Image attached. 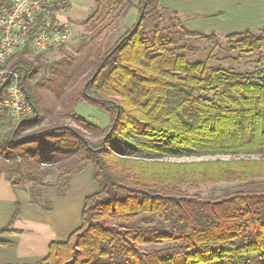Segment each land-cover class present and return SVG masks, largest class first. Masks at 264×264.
I'll use <instances>...</instances> for the list:
<instances>
[{
  "label": "trees",
  "instance_id": "obj_1",
  "mask_svg": "<svg viewBox=\"0 0 264 264\" xmlns=\"http://www.w3.org/2000/svg\"><path fill=\"white\" fill-rule=\"evenodd\" d=\"M94 1L76 56L43 78L60 114L77 126L42 124L29 84L38 66L27 48L0 64L18 74L32 107L0 134V176L43 210L51 209L43 194L63 195L87 165L98 186L84 200L79 227L51 242L36 264H264V28L224 36L243 56L260 52L254 69L240 72L190 60L186 41L216 35L188 30L160 0ZM134 7L135 23L105 48ZM7 76L0 73V85ZM80 102L109 114V124L78 115ZM7 117L0 105V120ZM206 156L228 158L174 160ZM225 182L244 187L216 197L180 188ZM18 213L16 203L11 221Z\"/></svg>",
  "mask_w": 264,
  "mask_h": 264
},
{
  "label": "crops",
  "instance_id": "obj_2",
  "mask_svg": "<svg viewBox=\"0 0 264 264\" xmlns=\"http://www.w3.org/2000/svg\"><path fill=\"white\" fill-rule=\"evenodd\" d=\"M160 5L176 12L191 31L225 36L264 28V0H160ZM92 172L87 165L73 174L63 195H50V210L31 203L27 192L13 190L0 176V230H8L0 234V264H36L51 242H65L80 225L85 198L98 190ZM16 203L19 213L11 221Z\"/></svg>",
  "mask_w": 264,
  "mask_h": 264
},
{
  "label": "rangeland",
  "instance_id": "obj_3",
  "mask_svg": "<svg viewBox=\"0 0 264 264\" xmlns=\"http://www.w3.org/2000/svg\"><path fill=\"white\" fill-rule=\"evenodd\" d=\"M136 3V0H134ZM67 5L69 9V27L71 29V38L65 44L51 47L46 51L37 52L34 50H28L26 57L30 60H33L38 66L37 72L29 79V84L32 87V93L39 103V112L40 115L45 119L43 125L49 123H65L73 126H77L74 121L70 118L68 119L63 114H60L62 110L59 107V101L55 105V96L51 90L47 89L46 84L44 83L43 78H50L51 67L58 64L62 59H69L74 57L77 54V48L81 40L86 38L89 34V31L86 29L84 21L85 17H88L93 10L95 9L94 0H67ZM138 16V9L132 8L126 15V17L117 22L114 25V28L109 31L107 39L103 41L105 48L109 47L114 39L119 35L123 34L126 30L130 29ZM169 17L172 16L171 13L168 14ZM85 19V20H84ZM160 27L166 26L168 24L167 17L164 22L159 23ZM256 34L260 31L254 32ZM187 44L191 45L193 50L187 53V56L190 60H203L208 59L211 65H222L225 67H232L240 72L252 71L256 66V61L259 58L258 51H255L252 55L243 56L240 51L231 49L228 43V39L224 36H216L215 40H205V39H195L186 41ZM264 54V49L261 50ZM69 88H66L67 92ZM55 105L54 113L49 116L47 112L51 110ZM59 108V109H58ZM74 110L76 113L89 122L96 124L100 128L106 127L110 122V116L106 112L99 110L96 107H93L86 102L78 103ZM14 123L11 122L9 117L0 120V134H3L6 130L10 128ZM88 135V133H87ZM213 158H222L226 159L225 156H206V157H192V158H179L174 159L176 161H191V160H203V159H213ZM50 182H55L56 172L48 177ZM244 186L234 182H225L217 185L206 184L200 186L198 189L190 188L187 185H181L180 188L182 191L189 194L197 193L203 197H216L220 194L233 192L237 189L243 188ZM54 195V190L46 191L43 196L50 197ZM50 200V199H49ZM169 244L168 246H170ZM149 248V247H148Z\"/></svg>",
  "mask_w": 264,
  "mask_h": 264
},
{
  "label": "built area",
  "instance_id": "obj_4",
  "mask_svg": "<svg viewBox=\"0 0 264 264\" xmlns=\"http://www.w3.org/2000/svg\"><path fill=\"white\" fill-rule=\"evenodd\" d=\"M67 0H8L0 5V64L27 48L37 52L65 44L71 38ZM7 73L0 105L13 123L32 113V107L19 84L18 74ZM7 76V77H8Z\"/></svg>",
  "mask_w": 264,
  "mask_h": 264
},
{
  "label": "water",
  "instance_id": "obj_5",
  "mask_svg": "<svg viewBox=\"0 0 264 264\" xmlns=\"http://www.w3.org/2000/svg\"><path fill=\"white\" fill-rule=\"evenodd\" d=\"M144 7H145V5L143 6V9L141 10V12H140V14H139V16H138V19H137V21H136V23H135V26H134V28H133L132 31H134V29H136V27L138 26V24H139V22H140V20H141L142 15H143V11H144ZM8 82H9V76H8V77L3 81V83L0 85V93H1V91L3 90V88H5V86L7 85Z\"/></svg>",
  "mask_w": 264,
  "mask_h": 264
}]
</instances>
